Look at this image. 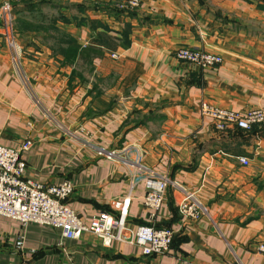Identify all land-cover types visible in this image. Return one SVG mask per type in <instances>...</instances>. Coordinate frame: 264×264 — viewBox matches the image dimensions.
<instances>
[{
    "label": "crops",
    "instance_id": "1",
    "mask_svg": "<svg viewBox=\"0 0 264 264\" xmlns=\"http://www.w3.org/2000/svg\"><path fill=\"white\" fill-rule=\"evenodd\" d=\"M7 1L22 71L0 16V145L32 140L25 179L70 180L68 204L83 221L130 194L128 227L170 226L175 239L168 254L145 257L128 243L107 248L90 233L69 240L0 217V264H264V126L219 133L201 113L204 103L264 110V0H140L135 10L121 8L130 0H0V9ZM179 48L224 62L201 70L176 60ZM152 173L171 181L157 213L144 204ZM185 193L206 210L201 220L180 215Z\"/></svg>",
    "mask_w": 264,
    "mask_h": 264
},
{
    "label": "built area",
    "instance_id": "2",
    "mask_svg": "<svg viewBox=\"0 0 264 264\" xmlns=\"http://www.w3.org/2000/svg\"><path fill=\"white\" fill-rule=\"evenodd\" d=\"M139 6L140 0H130L121 8L135 10ZM1 16L4 19L9 45L15 53L14 62L20 65L14 18L9 2L3 5ZM177 55L179 59L200 68H209L222 63L219 55L210 52L181 49ZM201 113L213 120L215 130L220 133L234 129L250 132L264 126V112L261 110L237 112L204 103ZM32 147L33 141L30 139L18 148L0 145V217L19 222L23 226L38 224L58 229L62 231L63 238L69 240H78L90 233L99 238L107 248L115 242L128 243L140 247L145 257H161L170 252L175 236L171 228L128 227L127 215L132 202L130 194L113 201L112 211L100 212L91 221L86 222L68 204L74 193V186L70 180L58 185L45 186L25 179L27 164L22 156ZM102 154L103 152H100V155ZM107 156L112 158L115 153H108ZM239 161L245 166L249 165L247 158H240ZM170 183L167 177H159L155 173L146 178L147 194L144 204L153 213H157L162 208ZM195 196V193H185L178 205V211L184 220L199 221L207 214ZM16 248L18 250L25 248L23 237L17 241ZM257 252L264 255V242L258 243ZM32 253L35 254L36 251Z\"/></svg>",
    "mask_w": 264,
    "mask_h": 264
},
{
    "label": "rangeland",
    "instance_id": "3",
    "mask_svg": "<svg viewBox=\"0 0 264 264\" xmlns=\"http://www.w3.org/2000/svg\"><path fill=\"white\" fill-rule=\"evenodd\" d=\"M8 2V1H7ZM6 3V2H5ZM4 3V4H5ZM3 4V5H4ZM11 5V4H10ZM12 6V5H11ZM3 7V6H2ZM140 7V6H139ZM12 8V7H11ZM2 9V8H1ZM1 9H0V16H1ZM2 17V16H1ZM3 18V17H2ZM181 49H192V50H196V51H203V50H199V49H193V48H179L176 52H175V54H174V56H175V58H176V60H178V61H180V62H185V63H189V64H191V65H193L192 63H190V62H187V61H184V60H181V59H179L178 58V55H177V53H178V51H180ZM204 52H207V51H204ZM211 53V52H210ZM214 54V53H213ZM217 55V54H216ZM113 58H118V56L117 55H115V54H112L111 55ZM221 57V56H220ZM222 58V63H220L219 65H215V66H213V67H209V68H200V67H197V66H195V65H193L194 67H196V68H198V69H201V70H207V69H212V68H215V67H218V66H220V65H222L223 64V62H224V59H223V57H221ZM22 64V63H21ZM22 66H20L19 65V70L20 71H22ZM212 105V104H211ZM214 107H218V106H215V105H213ZM218 108H221V107H218ZM222 109H225V108H222ZM227 110H232V109H227ZM250 110H261V111H263L264 112V110L263 109H258V108H253V109H249V110H245V111H237V112H247V111H250ZM233 111H235V110H233ZM203 117H205V118H208L210 121H211V123H212V125H214V122H213V120L211 119V118H209V117H206V116H203ZM237 131H242V130H240V129H236ZM253 132L255 131V130H252ZM252 131H250V132H252ZM218 132V131H217ZM242 132H244V133H249V132H246V131H242ZM220 133V132H219Z\"/></svg>",
    "mask_w": 264,
    "mask_h": 264
},
{
    "label": "trees",
    "instance_id": "4",
    "mask_svg": "<svg viewBox=\"0 0 264 264\" xmlns=\"http://www.w3.org/2000/svg\"><path fill=\"white\" fill-rule=\"evenodd\" d=\"M164 228H170V226H165ZM174 239H175V236H174ZM174 239H173V243H172V246L171 247H173Z\"/></svg>",
    "mask_w": 264,
    "mask_h": 264
}]
</instances>
